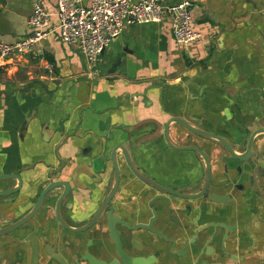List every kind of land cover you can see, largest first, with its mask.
Here are the masks:
<instances>
[{"label": "flooded vegetation", "instance_id": "1", "mask_svg": "<svg viewBox=\"0 0 264 264\" xmlns=\"http://www.w3.org/2000/svg\"><path fill=\"white\" fill-rule=\"evenodd\" d=\"M119 66L117 57L64 78L51 68L46 72L54 79L25 85L37 87L49 109L36 107L18 132L31 126L45 145L17 152L12 171H0V191H12L0 197V229L26 220L20 228L31 233L28 239L59 238L72 256L76 246L80 264H243L255 257L247 226L258 229V216L245 215L244 206L248 198L264 205L255 185L264 173L262 146L253 143L249 152L246 131L214 132L202 120L167 112L166 87L133 91L137 81L117 73ZM88 76L93 86L117 83L126 90L100 94L94 87L86 95ZM150 90L166 118L126 123L129 104Z\"/></svg>", "mask_w": 264, "mask_h": 264}, {"label": "crops", "instance_id": "2", "mask_svg": "<svg viewBox=\"0 0 264 264\" xmlns=\"http://www.w3.org/2000/svg\"><path fill=\"white\" fill-rule=\"evenodd\" d=\"M182 1L189 4L192 27L201 37L199 43L176 46L167 18L157 24L124 27L90 68L99 64L108 66L120 57L117 73L124 72L127 80L137 81L133 91H141L150 84L167 88L162 101L167 112L189 115L202 120L200 123L208 130L232 136L264 128V0H161V3L175 5ZM33 3L41 5L50 15L54 12V0H0V42L13 44L27 35L26 22ZM54 21L50 17L52 25ZM51 68L58 78H64L80 75L89 67L75 49L50 35L27 53L12 57L0 69V171H12L17 152L30 153L45 145L34 128L30 126L19 133L18 125L36 107L39 113L48 111L37 87L23 89L33 80L54 79L47 74ZM185 82H190L188 87L181 88ZM83 84L86 95L94 87L100 94L110 93V89L118 90L117 94L126 90L117 83L93 86L95 82L90 76ZM74 86L80 91V83ZM156 93L150 90L144 99L131 102L126 123L144 124L147 120L166 118L158 106ZM89 101L86 99V103ZM94 104L98 108L103 106L96 101ZM110 104L112 100L106 105ZM253 143L262 146L260 153H264L263 135ZM255 185L264 194V173L256 177ZM260 201L248 198L244 206L245 215L256 211L258 229L247 226L255 237V257H246L243 264H264L261 225L264 205ZM28 234L31 233L13 232L0 237V264H80L76 246L72 256L59 238L51 242L41 234L42 241L38 243L28 239ZM242 248L246 251L250 248L247 239Z\"/></svg>", "mask_w": 264, "mask_h": 264}, {"label": "built area", "instance_id": "3", "mask_svg": "<svg viewBox=\"0 0 264 264\" xmlns=\"http://www.w3.org/2000/svg\"><path fill=\"white\" fill-rule=\"evenodd\" d=\"M164 18L168 19L176 46L201 41L200 34L192 27L187 1L163 5L161 0H54L52 15L33 3L26 22L27 35L13 44L0 42V69L12 57L27 53L50 35H56L62 44L75 49L90 67L124 27L157 24Z\"/></svg>", "mask_w": 264, "mask_h": 264}, {"label": "water", "instance_id": "4", "mask_svg": "<svg viewBox=\"0 0 264 264\" xmlns=\"http://www.w3.org/2000/svg\"><path fill=\"white\" fill-rule=\"evenodd\" d=\"M145 25H151V24H145ZM102 53V52H101ZM36 83H40V81H34ZM41 84V83H40ZM31 86L28 85L27 87H25L23 90L25 91L27 88H29ZM171 120L175 123H180L178 121V119L176 118H171ZM181 125L187 127L185 124H183L181 122ZM187 128H190L189 126ZM193 131V130H192ZM260 135H263L264 136V128H258V129H255L251 132H247V135H246V149L250 152V147H252V144L255 140V138H257L258 136ZM211 137H213L212 135H209ZM213 138H216V137H213ZM217 139V138H216ZM218 141L222 142L220 139H218ZM242 159V157L240 158ZM244 159V158H243ZM249 159V157H245V160ZM244 161V160H242ZM2 179H0L1 181ZM14 192V191H13ZM12 194V191H0V197H5V196H9ZM30 218V217H29ZM28 219V218H27ZM26 220H23L22 222H18L17 224H13V225H9V226H6V227H3L0 229V237H4V236H7L11 233H13L14 231H17L19 233H23V228L21 229L20 227L22 226V224L25 222ZM17 229V230H16ZM21 229V230H20ZM20 230V231H18ZM74 234L76 235H80V231H74L73 232Z\"/></svg>", "mask_w": 264, "mask_h": 264}]
</instances>
